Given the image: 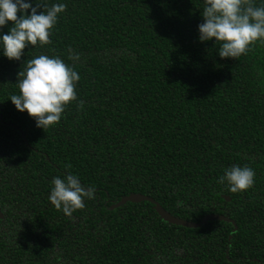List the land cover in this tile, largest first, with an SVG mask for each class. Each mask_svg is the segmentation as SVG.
<instances>
[{"label":"trees","instance_id":"obj_1","mask_svg":"<svg viewBox=\"0 0 264 264\" xmlns=\"http://www.w3.org/2000/svg\"><path fill=\"white\" fill-rule=\"evenodd\" d=\"M62 2L47 44L26 45L19 60L0 56V264H229L230 226H175L149 203L109 209L132 193L191 222L229 197L238 227L229 256L258 245L264 42L218 57L212 39L197 40L201 0ZM39 54L58 56L79 74L76 99L44 129L8 100L18 91L16 73ZM233 164L254 171L242 192L219 182ZM68 173L94 198L65 215L47 195L52 177Z\"/></svg>","mask_w":264,"mask_h":264},{"label":"clouds","instance_id":"obj_2","mask_svg":"<svg viewBox=\"0 0 264 264\" xmlns=\"http://www.w3.org/2000/svg\"><path fill=\"white\" fill-rule=\"evenodd\" d=\"M66 5L62 0H0V27L10 22L6 32H0V56L19 60L26 45L48 43L50 30ZM39 9V11H37ZM197 40L212 39L220 58H236L254 42H264V0H201ZM27 10V13H26ZM19 13V15H17ZM75 62L77 56L70 53ZM15 87L9 101L17 111L26 112L34 126L44 129L54 125L65 106L76 99L75 82L79 74L58 56L39 54L16 73ZM251 167L233 164L223 170L219 182L232 193L242 192L254 183ZM94 198V189L85 187L72 173L53 176L47 200L65 215L84 206L85 199Z\"/></svg>","mask_w":264,"mask_h":264},{"label":"flooded vegetation","instance_id":"obj_3","mask_svg":"<svg viewBox=\"0 0 264 264\" xmlns=\"http://www.w3.org/2000/svg\"><path fill=\"white\" fill-rule=\"evenodd\" d=\"M11 191H13L12 185H11V183H8V188L6 189V194H7V197L8 198L11 197ZM133 194H139V195H142V196H146L149 199L155 201L153 198H151V197H149L147 195L141 194V193H132L130 195H133ZM127 196H129V195H127ZM124 197H126V196H124ZM121 199H119L117 202H119ZM225 200H226V203L222 204V206H219L217 204L216 205V208H214L212 210V212H210V213L205 214L204 216H202L198 222H200L206 216H215V217H217V219L208 221L207 223H209V222H223V223L227 224L228 226H230L231 229H230L229 234H228V243H227L226 250L224 251L225 259H226V261L229 264H264V218L261 219V228L259 229V230H261V241H260V243L258 245L249 246L248 248H247V246H242L243 248L241 249V251H239V253L237 254V256H232V257L229 256L230 254L235 253V252H231L232 249H235V248L231 247L232 246L231 239L233 238V235L237 232L238 227H237L236 221L232 217V213H231L232 209L229 206V205H231V198L225 197ZM155 202H157V201H155ZM116 203H113L109 207V209H112V206L114 204H116ZM126 203H132V202H126ZM141 203H149V204H151V206H152V208L154 210V205L151 202H148V201L136 202L135 204H141ZM155 213H156V211H155ZM17 214L19 216L21 215V213H19V212H17ZM169 214L172 215L171 213H169ZM3 218H4V215L0 211V220H2ZM221 218H225V221L221 220ZM182 220H184V219H182ZM185 221H187V220H185ZM188 222H191V221H188ZM198 222H194V223H198ZM204 225H202V226H204ZM175 226H177V225H175ZM202 226L197 227V228H201ZM179 227H183V226H179ZM183 228H187V227H183ZM197 228H195V229H197ZM254 228L255 227L253 226L251 231H253ZM189 229H193V228H189ZM221 260L222 259H217L216 262H218V264H220L221 263L220 262Z\"/></svg>","mask_w":264,"mask_h":264},{"label":"water","instance_id":"obj_4","mask_svg":"<svg viewBox=\"0 0 264 264\" xmlns=\"http://www.w3.org/2000/svg\"><path fill=\"white\" fill-rule=\"evenodd\" d=\"M141 201L151 202L154 205V210L156 211L157 215L164 222H166L168 224H172V225L183 226V227H187V228H197V227H200V226L206 224L208 221L217 219V217H215V216H206L198 223L188 222V221H185V220H182L180 218H176V217L170 215L157 202L149 199L146 196H142V195H139V194H133V195H129V196L123 197L119 202H117L116 204H114L112 206V209L116 208V207H119L121 205H124L126 202H132V203L134 202V203H136V202H141ZM221 220L225 221V218H221Z\"/></svg>","mask_w":264,"mask_h":264}]
</instances>
